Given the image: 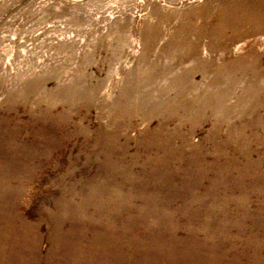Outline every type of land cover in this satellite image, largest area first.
Instances as JSON below:
<instances>
[{"label":"rangeland","instance_id":"1","mask_svg":"<svg viewBox=\"0 0 264 264\" xmlns=\"http://www.w3.org/2000/svg\"><path fill=\"white\" fill-rule=\"evenodd\" d=\"M246 2L0 0V139L9 135V128H22L28 109L37 117L43 113L45 118L38 117L34 120L37 123L50 122L52 115L67 113L74 125L84 128L89 135L100 127L117 131L128 142L136 139L137 132L150 130L162 121L172 133L178 130L185 138L186 151L196 146L206 147L211 153V145L203 139L205 142L218 141L220 138L213 135L215 129L225 138L229 127L228 137L239 148H249L252 159L264 155V30L245 23L222 33L214 29L212 34L209 33L223 7ZM153 32H156V38ZM189 44L197 45L200 52L185 59ZM233 61L234 66L229 72L234 81L230 82L222 65ZM240 62L245 67L242 75L235 72L236 64ZM184 70L189 71L185 84L190 91L176 96L178 85L173 87L169 80ZM216 72L220 75L218 83L214 81ZM252 72L257 76H252ZM124 84H128L130 92L134 93V104L140 102L137 96L147 94L143 109L134 108L130 115H120L113 109ZM66 85L73 86L76 91L63 97L57 92ZM217 90L226 92L223 106L229 107V112H215L210 108L199 112L179 109L180 103L192 101L197 91ZM9 107L18 119L11 117ZM44 109L47 112H43ZM20 138L23 141L1 144L2 159L9 169L4 171L0 165L3 170L0 194L4 195L0 198V216L25 224L35 223L34 234L39 236L36 250L42 256L48 253L52 240L49 241L47 236L53 235L54 228L86 227L85 222L67 219L71 218L69 215L62 216L59 204L71 202L77 206L94 203L108 213L142 217L130 222L114 219V223L107 224L110 227H106L109 231L105 232L122 233L124 240L129 241L131 258L138 264H145L150 259L153 264V255L146 257L142 253L151 249L141 245L144 241L153 245L157 236L164 240V248L177 254L172 257L164 252L157 258L158 262L171 257L190 264L216 260L221 264H227V260L235 264H264V236L260 241L246 237L254 227L264 230V182L251 183L248 177L237 185H242L244 190L228 192L220 189L212 193L207 191L209 185H229L239 178L235 170L225 173L231 166L223 165L219 160L190 162L171 157L164 162L158 157L153 159V151L133 152L136 143L132 142L127 144L126 153L116 156L115 150L125 149L120 143L123 140L115 144L118 146L115 150H108L82 140L81 136L69 139L63 145L58 141L56 148L45 155L23 156L22 159L17 153L41 151L42 147L30 140L26 145L24 135ZM226 154L233 157L228 150ZM122 167L132 170L120 172L118 169ZM156 168L170 171L160 173L155 171ZM162 176H174L183 180V184L189 181L195 184L205 178L206 186L201 189L183 191L178 185H174V189L168 188L169 194H174L175 190L180 193L174 206L188 201L193 209L196 200L192 202L187 197L196 195L207 202H217L212 205L215 210L209 209L210 217L219 216L228 209H235V216L239 217L243 210L248 217L244 220L246 224L210 227L203 219L208 205L206 210L203 207L202 214L196 210L157 211L156 208H160L154 203L158 194L118 185L124 178L145 182ZM108 200L112 202L110 209L105 206ZM163 202L162 199L158 201L159 204ZM192 212L200 217L184 222L183 218ZM156 217L161 220L166 235L153 229ZM253 217L258 225L249 226L248 219ZM55 219L62 221L57 225ZM131 223L135 226H130ZM236 227L240 230L239 235ZM205 232L213 234L205 237ZM250 242L258 245L256 249L252 248L255 245H249ZM5 263L16 262L7 259Z\"/></svg>","mask_w":264,"mask_h":264},{"label":"bare ground","instance_id":"2","mask_svg":"<svg viewBox=\"0 0 264 264\" xmlns=\"http://www.w3.org/2000/svg\"><path fill=\"white\" fill-rule=\"evenodd\" d=\"M225 9L227 10L224 11ZM222 10H220L217 14L215 24L213 28L209 30L210 34L213 33V29L219 33H222L225 30L234 29L237 26L245 23L256 25L260 31L264 30V2L261 0H247L246 3H237L233 6H225L222 8ZM153 37H157L156 32H153ZM187 50L188 53H186L185 56L187 57H185V59L190 55L198 54L200 52L199 47L195 44H189ZM234 62L235 61L222 65V68L225 69L224 73L230 82L234 81V76L229 72L234 66ZM236 65V68L238 69L235 70V72H238L242 75L245 72L243 62H240ZM188 76L189 71L184 70L181 73L171 77L169 80L170 84H173V87L178 85V90L175 92L176 96H182L185 91L190 89L185 84V81L188 80ZM252 76L255 77L257 75L256 73L252 72ZM219 78L220 75H218V72H216L214 79L215 83L219 82ZM145 81H149V79H145ZM75 91L76 88L66 85L57 93L65 97L67 93H74ZM133 94L134 93L130 92V87L128 84H124L115 100L113 109L120 115H130L135 111L134 108H136L138 111L143 109V102L146 101L147 94L143 93L141 96H137L140 98V102L138 104H134L132 102ZM225 94L226 92L223 90L211 91L208 93H200L197 91L193 96V100H183L179 105V109L182 112H199L205 108H210L215 112L227 113L229 112L230 108L223 106L224 100L226 99ZM8 111L13 119L19 118V116L11 113V107L8 108ZM45 111L47 112L46 109H44L43 112ZM42 114H40L38 117L45 118ZM24 115H26V118L21 124L22 128H20V126L11 127L7 131L9 135L0 139V148L2 146L1 144L3 143L7 144V142H18V140H22L20 138L21 135L25 136L24 143L26 145L28 144L29 140L33 144L38 145V143H40L39 147H42L41 151H23L17 153L22 159L23 156L33 157L37 154L45 155L48 150L56 148V143L58 141L59 144L63 145L69 139L74 140L78 136H81L82 140L84 141H91L92 144L107 147L108 150H115V148L118 147L115 144L119 143V140H123L117 131L102 130L100 127L96 128L93 135H89L84 128H78L76 125H74L67 113L62 116H56V114L55 116L52 115L49 117L51 120L50 122L41 121L39 123L34 121L35 119H38V117L30 110L27 109L26 114ZM215 128L218 127L215 126ZM175 131L176 133H172V131L168 130L162 121H158V123L152 129H146L141 132H137L135 135V140L130 139V142L133 144L136 143L134 145L135 150L133 152L139 154L153 151V159L158 157L159 160L164 162H166V160L171 157H179L183 161L185 160L190 162H200L211 159L215 161L219 160L220 163L223 162V165L226 164L227 166H231V168H228L225 173L235 170L234 173L237 174L239 178L229 185H209L207 187V191H211L212 193L220 189L227 190L228 192L240 191L242 189L244 190L242 185H237L242 183V181H245L248 177L251 179V183L264 182V155L256 159H252V153L249 148H239L235 141H231V138L228 137L230 132L229 127H227V136L225 138L218 134V129H215L213 135H216L220 138L218 141L210 140L209 142H205L203 139L204 143H209L211 145V153H209L210 149L208 150L203 145L201 146L204 148L195 146L189 151H186L184 144L187 145V141L178 130ZM177 141L179 143L176 144ZM130 142H128V139H124L123 142L121 141L120 143L124 144L125 149H122L121 151L115 150L114 155L120 156L121 154L126 153L128 148L127 144ZM226 150H228V152L233 155L232 158L228 157L229 155L226 154ZM88 154L91 156L90 153ZM93 154L95 155V151ZM2 157L3 154H1L0 150V165L3 167L4 171H7L9 168L6 166V164H4L5 160H3ZM3 170L1 168L0 174ZM118 170H121L120 172H130L132 169L131 167H122ZM114 171L117 170H110V172ZM155 171L167 173L170 170H168V168H156ZM11 172L13 173L14 171L11 170ZM204 179L205 178L196 181L195 184L191 183L190 181L188 184H183V180L174 176H171L170 178H164V176H162L160 179H152L145 182L124 178L119 182L118 185L129 186V188L133 189L134 191L148 190L149 192L153 191V194H158V197L155 199L154 203L155 206L160 208H156L157 211L163 209H168V211L181 209L187 211L196 210L199 212V214H202L204 212L203 207L205 209L206 205H208V208H206L207 210L205 209L206 213L203 217L208 226L212 227L213 225H219L224 228V225H230L229 223H234L236 226H240V223L245 225L246 221L244 220H246L248 217L246 216L247 213H245L243 210L241 212L242 215L239 217L235 216V209H228V211L225 210L219 216L210 217L209 209L215 210V207L212 205H217V202H207L202 198L196 197V195H190L187 197L188 199H191L192 202L196 200V206L193 209L190 208L191 206L188 204V201H183L180 206H174L177 200L180 198V193L175 190L174 194H169L168 188H173L174 185H178L183 191L201 189L206 186V181ZM0 195H2L0 198H4L3 194ZM160 199L165 202L159 204L160 202L158 203V201ZM88 200L89 199L87 198L86 201ZM59 206L62 216L69 215L71 218L67 219H75L79 222H85L86 227L82 229L70 228L69 230L54 228L51 233L53 235L47 236L48 240L52 241L46 256H42L36 250L39 244L37 240L39 236L36 237L34 234L33 227H36L35 223L25 224L17 220L12 221L11 219H6L0 216V264H7L5 263L7 259L15 260V264H43V262L44 264H138V262L131 258L129 241L124 240L122 233L114 232L113 234H106L105 232L109 231L106 227L110 226L107 224L114 223V219L118 220L119 218H122L121 222H130L131 220L139 221L143 219L142 217H131L124 215L122 212L108 213L106 209L104 210L102 207L99 205L96 206L94 203L91 206L84 204L82 206H77L73 205L71 202H65L60 203ZM105 206L108 208L111 207L112 202L110 200L106 201ZM221 208L223 209L222 206ZM237 209L239 210V207H237ZM93 210H95V212ZM251 215L253 214L251 213ZM230 216L232 217L230 218ZM194 217L200 216L195 215V213L192 212L190 216H185L183 221H188V218ZM47 219L49 218L47 217ZM155 219L156 221L153 223V229H158L161 234L166 235L167 232L163 229L162 222H159L161 220H158V217ZM254 219V217L248 219L249 226L254 224L258 225V222L254 221ZM61 221L62 219L59 221L55 219L57 225ZM130 226H135V223H131ZM239 231V228L236 227V234L239 235ZM211 234L205 232V237L212 236ZM262 235L264 236V230L262 231L261 229H258V227H254L246 237H250L251 239H259L258 241H260V238H263ZM163 243L164 240H161L158 236L156 242H153V245L144 241L141 247H149L151 250L142 253L145 254L146 257L153 255V264H190L186 262H180L177 259L173 260L171 257L158 262L157 258L160 257L164 252L172 257L177 255L176 253H171L166 248H164L162 246ZM252 244L255 245L254 243H249L250 246ZM256 246L258 245H255V247L252 248L256 249ZM128 256L130 257L127 260ZM151 261L152 259L145 261V264H151ZM225 262H227V264H235L232 260H227ZM207 264L221 263L216 260L208 262Z\"/></svg>","mask_w":264,"mask_h":264}]
</instances>
